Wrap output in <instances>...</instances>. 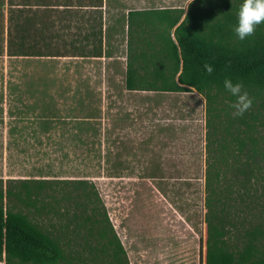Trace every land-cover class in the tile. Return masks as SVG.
<instances>
[{"label": "rangeland", "instance_id": "1", "mask_svg": "<svg viewBox=\"0 0 264 264\" xmlns=\"http://www.w3.org/2000/svg\"><path fill=\"white\" fill-rule=\"evenodd\" d=\"M80 1L36 9L39 29L46 27L39 33L68 56L0 57V185L90 180L129 264H203L205 101L195 91L124 87L126 13L162 7L186 12L192 0H103L101 10L80 8ZM3 9L7 32L9 9ZM100 49L101 57L91 56ZM10 108L23 110L22 118H9ZM10 126L19 132L10 134ZM255 188L256 209L241 216L264 229V172ZM10 205L63 245L76 247L80 240L65 229V212Z\"/></svg>", "mask_w": 264, "mask_h": 264}, {"label": "trees", "instance_id": "2", "mask_svg": "<svg viewBox=\"0 0 264 264\" xmlns=\"http://www.w3.org/2000/svg\"><path fill=\"white\" fill-rule=\"evenodd\" d=\"M83 1L80 8L97 10L103 4V0ZM67 3L0 0V57L68 56L49 41L51 36L39 33L46 27L39 29L36 19L37 8H70ZM240 3L192 0L186 12L165 8L130 10L126 15L125 89L195 91L205 101L203 264H264V229L241 216L256 209L255 185L264 172V22L251 36L238 40L232 28ZM4 6L9 9L7 32ZM91 56L101 57V49ZM205 63L211 65L210 73ZM225 78L242 82L252 98V106L242 116L232 115L234 98L222 86ZM11 85L7 82L6 89ZM23 114L18 108L7 110L9 118ZM9 128L10 134L19 132ZM14 201L35 211L65 212L69 217L65 229L80 238L76 247L63 245L48 229L10 205ZM0 262L129 264L96 186L87 179H25L6 189L1 184Z\"/></svg>", "mask_w": 264, "mask_h": 264}, {"label": "clouds", "instance_id": "3", "mask_svg": "<svg viewBox=\"0 0 264 264\" xmlns=\"http://www.w3.org/2000/svg\"><path fill=\"white\" fill-rule=\"evenodd\" d=\"M261 22H264V0H241L232 31L238 40L243 41L254 33L256 26ZM204 68L209 73L212 71L211 65L207 63ZM222 86L234 98L230 105L233 109L232 115L234 117L242 116L252 106V98L245 90L243 83L225 78L222 81Z\"/></svg>", "mask_w": 264, "mask_h": 264}, {"label": "crops", "instance_id": "4", "mask_svg": "<svg viewBox=\"0 0 264 264\" xmlns=\"http://www.w3.org/2000/svg\"><path fill=\"white\" fill-rule=\"evenodd\" d=\"M103 8V4H102V7L100 8V10ZM165 8H175V7H162V8H157V9H165ZM128 13V12H127ZM126 13V15H127ZM105 15V14H104Z\"/></svg>", "mask_w": 264, "mask_h": 264}]
</instances>
